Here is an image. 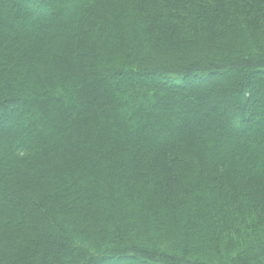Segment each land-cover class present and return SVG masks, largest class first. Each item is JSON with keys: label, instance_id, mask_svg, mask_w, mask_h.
I'll return each mask as SVG.
<instances>
[{"label": "trees", "instance_id": "obj_1", "mask_svg": "<svg viewBox=\"0 0 264 264\" xmlns=\"http://www.w3.org/2000/svg\"><path fill=\"white\" fill-rule=\"evenodd\" d=\"M117 263L264 264V0H0V264Z\"/></svg>", "mask_w": 264, "mask_h": 264}, {"label": "rangeland", "instance_id": "obj_2", "mask_svg": "<svg viewBox=\"0 0 264 264\" xmlns=\"http://www.w3.org/2000/svg\"><path fill=\"white\" fill-rule=\"evenodd\" d=\"M40 19V18H39ZM171 132L173 133L174 131L173 130H171ZM18 133V132H17ZM110 263H112V262H110ZM118 264V263H117ZM123 264H134V263H123Z\"/></svg>", "mask_w": 264, "mask_h": 264}]
</instances>
